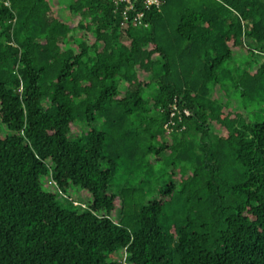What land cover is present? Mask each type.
<instances>
[{"label": "trees", "instance_id": "obj_1", "mask_svg": "<svg viewBox=\"0 0 264 264\" xmlns=\"http://www.w3.org/2000/svg\"><path fill=\"white\" fill-rule=\"evenodd\" d=\"M161 2L0 0V264H264V0Z\"/></svg>", "mask_w": 264, "mask_h": 264}, {"label": "rangeland", "instance_id": "obj_2", "mask_svg": "<svg viewBox=\"0 0 264 264\" xmlns=\"http://www.w3.org/2000/svg\"><path fill=\"white\" fill-rule=\"evenodd\" d=\"M68 1L69 0H55V2H57V3L59 2L62 4H67ZM245 62H246L245 59L236 57L231 62L226 63L221 69V71H222L221 73L223 74V76H224V73H226L225 71L230 72V74H229L230 76H228L227 78L224 79L223 84H225V86L229 90L232 89V97L235 99L239 95L237 88L235 87V84H236L235 79L238 76V74H237L238 68L243 67L245 65ZM231 76H232V78H231ZM231 79H232V81H231ZM219 98H222V96H220ZM233 104L234 103H232L231 105H233ZM247 111L250 113H255L256 117L263 118L264 117V104L262 106H258L257 104L250 105L248 107ZM247 118L249 120L251 119L250 114L247 115ZM7 133H8L7 129L3 125L0 124V136L4 137ZM189 140H187V141H189ZM161 163L157 164V166H155L156 172H155V175H154L153 180H152V185H154L155 187L163 186L167 183V179H166L167 177L165 175V169ZM102 166L104 167V165H102ZM122 166L123 167L117 168L116 173L114 174L113 178L111 179L110 188H111V192H113V193H118L120 188L131 185L132 183H134L136 181L135 176H137V172H131V170L129 168H126L125 165H122ZM56 201L60 207L65 208V209L70 208L68 200L58 196ZM78 201H80L79 203H81L82 205H84V203L86 202L85 198L81 199V200H77L76 202H78Z\"/></svg>", "mask_w": 264, "mask_h": 264}, {"label": "built area", "instance_id": "obj_3", "mask_svg": "<svg viewBox=\"0 0 264 264\" xmlns=\"http://www.w3.org/2000/svg\"><path fill=\"white\" fill-rule=\"evenodd\" d=\"M115 8L120 12L123 19H127L129 13H134V20L137 25L147 27L148 23L144 21V11L142 9H148L150 7H159L161 0H113ZM138 3L141 4V9H138ZM185 114H188L185 111Z\"/></svg>", "mask_w": 264, "mask_h": 264}]
</instances>
